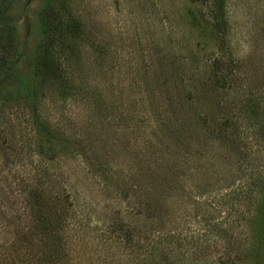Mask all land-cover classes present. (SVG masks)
I'll use <instances>...</instances> for the list:
<instances>
[{
	"label": "rangeland",
	"instance_id": "1",
	"mask_svg": "<svg viewBox=\"0 0 264 264\" xmlns=\"http://www.w3.org/2000/svg\"><path fill=\"white\" fill-rule=\"evenodd\" d=\"M223 1L224 48L206 22L209 10L190 0H7L16 33L13 49L0 54L17 61V85L25 88L29 81V92L0 98V244H12L14 233L5 224L24 211L18 194L32 181L70 209L71 225H81L73 247L83 260L68 256L64 264H122L124 232L117 224L115 233L107 231L112 219L135 226L141 241L151 238L153 246L154 235L196 236L214 219L234 213L231 203L250 186L245 171L264 177V0ZM62 33L65 50L57 48L56 55L65 89H58L42 82L38 55L47 38L61 39ZM213 58L226 75L224 87L208 77ZM198 114L229 120L231 149L212 147L215 153L203 146ZM162 119L177 135L184 134L183 122L194 124L196 141L179 143L178 156L169 160L160 131L169 128L157 125ZM195 149L198 160L178 164ZM156 173L174 181L162 184L158 196L175 210L144 231L140 223L150 224L144 213L155 201ZM191 173L202 188L191 183ZM206 174L211 184H204ZM175 196L179 200L172 203ZM136 212L143 214L140 223ZM70 227L68 238L76 235ZM101 236L109 237L103 246Z\"/></svg>",
	"mask_w": 264,
	"mask_h": 264
},
{
	"label": "trees",
	"instance_id": "2",
	"mask_svg": "<svg viewBox=\"0 0 264 264\" xmlns=\"http://www.w3.org/2000/svg\"><path fill=\"white\" fill-rule=\"evenodd\" d=\"M190 1L199 3L209 10L206 22L216 30L220 47L224 48V44L226 43V33L224 31L227 25L224 1ZM8 10L9 5H7V0H2L0 4L1 52H7L8 48L13 49V38L16 33V25L8 17ZM66 38L67 33H62L61 39L57 38V40H53L51 37L47 38L44 41L47 44L42 46V50L38 55V70L41 72L42 82L50 81L51 84L58 85L56 87L58 89H65V81L64 84L62 82L65 77L63 79L60 75L62 69L56 54L58 53L57 48L65 50L64 44L61 41L65 39L66 42ZM15 61H6L4 55L0 54V98L2 99L8 93L12 96L15 90H17L16 94L23 91L27 95L29 92V81L28 87L23 88L21 85H17L18 81H21L19 79L21 77V70L17 68ZM218 64L219 60L216 58L209 60L208 77L213 83L224 87L226 75ZM188 96L189 103L185 105L191 109L189 93ZM186 118L187 115L185 116ZM165 123L166 121L162 119L157 125L169 128L167 134L162 127L160 130L163 138V144L161 145L164 148L166 147V153L170 154L167 157V160H169L178 156L175 155L174 148L179 143L196 140L193 134L194 124L192 122L189 125H186L187 121L183 122V135H177L171 130V126ZM196 124L197 126L199 125L197 137L198 139L199 137L201 138L200 140L204 147L212 149L215 153L217 151L212 147L221 149L222 147H227L231 149L229 145L231 143L234 144V141H231L229 138L231 133L226 135L232 126L228 119L221 122L207 121V118L198 114ZM62 136L66 137L65 134ZM230 137H232V134ZM68 140L66 139V143H68ZM4 146L3 144L0 145V152L2 154ZM5 149L8 150L9 147L6 146ZM198 152L199 150L196 149L188 152L178 164L180 162L184 164L183 160L186 164L198 160ZM172 166H177V163H173ZM207 169L211 170L210 168ZM243 170L245 169H240V173H243ZM245 173L244 175H248V179L250 180V186L246 188L243 194H240V190L235 201L231 203V207L235 209L234 213H229L228 217L222 221L214 219L212 223L207 224V228L203 227V231L196 236H184L179 240L175 234H170L169 232L161 236L154 235L152 238L156 241L153 240V246H150L152 242L151 238H143V242L148 240L144 244L148 249L142 252L144 248L141 245V230L135 229V226L132 227L129 223L124 225L125 223L118 224L113 219L112 221L110 220V223L106 226L107 231L111 230V233H115V227L118 225L119 230L124 232L125 241L122 251L123 255L127 258L122 261V264H264V193L261 190L258 191V186L264 183V177L262 173H257L254 169L245 171ZM167 174L156 173V176L152 177V188L157 189L156 197L154 202L149 203V209H146L144 213L145 219L150 220V224L140 223L139 217L143 214L141 212L135 213L137 221H139L144 231L146 229H153V225L154 227L162 225V221L166 222L175 210L174 206L168 207L169 201H164V196H161V194L158 196V188H161L162 184H172L174 182ZM209 176L211 178V175L206 174L208 181L204 182V184H211ZM189 177L192 184L194 183L198 189L202 188L199 185L201 183H198L200 181L198 175L196 176L194 173H191ZM156 180L159 184L156 183ZM42 186L38 182H26L24 187L19 191L17 200L23 204L24 211L17 216L16 222L10 220L5 224V231L12 229L11 233H14V240L12 244L8 245V248L0 244V264H64L63 261L68 256L70 260H77L78 257L82 259L81 255L73 247L75 245L73 241L76 240L75 236L78 234V229H81V225L78 228L77 221L71 225L69 220L71 217L69 214L70 209L66 205H63L62 200L57 195L46 194ZM229 186L227 184V187ZM159 191L161 192V190ZM240 195H242L241 199L248 200L247 211L241 208ZM176 200H179V197L175 196L170 201L176 203ZM221 205L224 206L225 202ZM69 227L74 230L76 235L68 238L67 231ZM79 235H82V233L80 232ZM16 241H19L20 245L25 246L26 254L18 251L19 247H17ZM70 241L72 242V248L68 250V243ZM108 241L109 237L101 236L99 238L100 246H103ZM161 243H165L166 247L160 245ZM35 244H39V251L35 249ZM74 264L83 263L79 261V263ZM90 264H93V262H90Z\"/></svg>",
	"mask_w": 264,
	"mask_h": 264
}]
</instances>
